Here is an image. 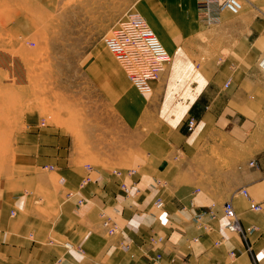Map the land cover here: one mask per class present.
<instances>
[{
	"label": "crops",
	"instance_id": "obj_1",
	"mask_svg": "<svg viewBox=\"0 0 264 264\" xmlns=\"http://www.w3.org/2000/svg\"><path fill=\"white\" fill-rule=\"evenodd\" d=\"M73 1L34 0L37 11L23 13L66 15L61 28L82 33L91 26L69 20L70 12L80 18L88 7L109 24L119 1L154 26L172 54L152 82L159 127L140 137L141 164L119 173L82 162L67 130L28 114L24 133L12 132L0 150V264H228L230 251L233 264H264V209L252 210L240 193L247 188L264 207V0H249L239 14L223 12L215 28L198 19L197 0ZM3 7L0 15L21 13ZM30 20L36 26L28 19L14 29L31 31L24 25ZM101 45L97 40L90 52L89 77L103 80L105 94H122L116 75L98 62ZM49 165L55 168L40 171ZM230 198L241 224L255 228L247 240L227 229L223 205ZM103 212L118 224L113 235ZM200 213L207 228L198 226Z\"/></svg>",
	"mask_w": 264,
	"mask_h": 264
},
{
	"label": "rangeland",
	"instance_id": "obj_2",
	"mask_svg": "<svg viewBox=\"0 0 264 264\" xmlns=\"http://www.w3.org/2000/svg\"><path fill=\"white\" fill-rule=\"evenodd\" d=\"M248 1L243 0V5L246 6ZM33 4L34 0H0V9L3 5L6 11L7 5H13L21 12L0 15V150L12 132L15 137L18 132L24 133L26 116L37 113L40 119L45 118L48 123L63 127L70 133L74 152L81 156L82 162L110 165L119 173L137 168L143 159L140 137L159 127V116L155 111L159 108V97L154 91L156 89L151 94H143L134 87L102 37L110 33L111 27L127 10H140L131 5L122 7L116 1L115 15L110 16L109 24L88 7L79 13L80 18L73 16L74 10L68 19H79L80 23L91 27L82 33L72 34L61 28L66 15L64 19L59 13L25 15L23 10L37 11ZM28 19L36 21V26L31 20L24 24L31 31L27 29L22 33L14 29L18 21ZM198 19L201 21L199 11ZM50 22L54 25L52 31L48 30L51 29ZM158 23L162 26L160 21ZM202 37L207 40L206 35ZM97 40L104 44L98 47V62L116 75L124 91L122 94L115 91L105 94L103 80L98 85L89 77L92 65L90 52L95 49ZM168 53L170 60L167 65L172 59L169 49ZM82 56L84 59L77 61ZM122 73L131 87L121 81ZM109 120L111 128L108 129L105 125ZM12 122L13 127L5 126ZM137 124L141 127L135 130ZM127 126L131 130L127 131ZM40 171L45 173L49 169L40 168Z\"/></svg>",
	"mask_w": 264,
	"mask_h": 264
},
{
	"label": "built area",
	"instance_id": "obj_3",
	"mask_svg": "<svg viewBox=\"0 0 264 264\" xmlns=\"http://www.w3.org/2000/svg\"><path fill=\"white\" fill-rule=\"evenodd\" d=\"M243 0H197V9L200 19L207 26H211L220 21L221 14L229 11L233 14H239L243 9ZM105 44L114 55L115 59L125 70L133 85L143 94H151L153 91L152 82L160 78L165 70L167 62L170 60L168 50L150 27L146 18L138 11L130 10L120 18L110 33L104 37ZM260 68L264 70V54L258 61ZM196 125L195 119L188 121V129L192 131ZM55 166H44V169L53 170ZM126 192H130L129 186L123 184ZM240 193L251 200L250 208L254 211H263L264 207L251 199L247 188H242ZM85 199L81 198L78 205L82 207ZM157 206L163 204L161 199L156 201ZM224 215L228 220L227 229L232 233L240 234L245 240L248 234L255 228L254 226L244 227L241 224L239 214L237 213L233 199L225 201L223 205ZM102 224L109 235L118 231V224L112 220L106 213H102ZM202 214H197L196 219L199 227H205L202 224ZM161 241L162 238H159ZM197 241V238L195 239ZM217 243H220L218 241ZM67 247L71 246L66 243ZM248 249L251 250L249 244ZM230 262L233 264L237 258L234 251L229 252ZM159 257V256H158Z\"/></svg>",
	"mask_w": 264,
	"mask_h": 264
},
{
	"label": "bare ground",
	"instance_id": "obj_4",
	"mask_svg": "<svg viewBox=\"0 0 264 264\" xmlns=\"http://www.w3.org/2000/svg\"><path fill=\"white\" fill-rule=\"evenodd\" d=\"M243 8H244V6H243ZM211 27H212V25H211ZM108 51H109V50H108ZM109 52H111V51H109ZM111 53H112V52H111ZM111 53H110V54H111ZM112 55H113V54H112ZM112 55H111V56H112ZM113 56H114V55H113ZM114 58H115V57H114ZM124 71H125V70H124ZM126 74H127V73H126ZM152 86H153V85H152ZM134 87H135V86H134ZM71 247H72V246H71Z\"/></svg>",
	"mask_w": 264,
	"mask_h": 264
}]
</instances>
